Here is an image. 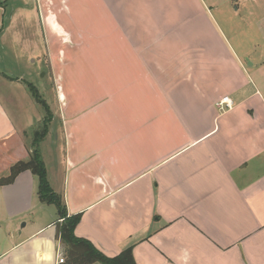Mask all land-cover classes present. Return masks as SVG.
<instances>
[{"label": "crops", "instance_id": "1", "mask_svg": "<svg viewBox=\"0 0 264 264\" xmlns=\"http://www.w3.org/2000/svg\"><path fill=\"white\" fill-rule=\"evenodd\" d=\"M16 1L8 23L38 18L56 74L38 148L67 214L81 216L74 235L109 258L132 247L136 264H264V0ZM67 51L107 64L53 68L51 55L64 61ZM29 95L26 116L21 100L12 109L2 97L0 179L30 159L28 133L44 115ZM223 97L232 107L220 112ZM25 117L16 131L13 119L21 126ZM18 186L37 196L29 171L0 193ZM26 210L0 217L9 227ZM53 214L46 222L39 215L40 227L31 221L0 262L57 264L58 247L48 259L47 239L29 241L46 229L57 234Z\"/></svg>", "mask_w": 264, "mask_h": 264}, {"label": "rangeland", "instance_id": "2", "mask_svg": "<svg viewBox=\"0 0 264 264\" xmlns=\"http://www.w3.org/2000/svg\"><path fill=\"white\" fill-rule=\"evenodd\" d=\"M20 3L16 0H7L6 7H5V14L4 20L2 23V31L5 34V37L2 38L0 41V84H4L7 86L5 88L4 95L2 96L5 100L7 97L11 99L10 108L18 109V104L14 106L13 98L19 99L22 101V116L32 115L34 109L28 108L25 103L32 101L30 97V91L26 88L28 85L32 84L33 87L37 90L39 95L41 96L42 100H45L47 103V90H48V83L53 80H56V74L51 71V66H49V61L47 58V52L45 47V40L43 37V33L41 31V27L39 25L38 18H34V15L31 14L30 16H26L25 23L24 17L16 19L12 23H8V19L12 16V13L16 11L15 9L19 7ZM1 39V34H0ZM64 61L62 58L58 56H54L53 54L50 57V64H53V68L62 70L64 65H68L70 61H73V64L76 62L78 65L85 64L88 65H105L107 64V60H104L102 63L100 58H95V62H91V60L87 57L77 58L76 56H72L67 52ZM89 60V61H88ZM64 62V63H63ZM53 70V69H52ZM53 75V77H52ZM105 79L109 81L110 77L105 76ZM18 80V81H17ZM1 86V85H0ZM105 87L106 85H102ZM8 87L10 88L8 90ZM103 94L107 92V95L110 94L109 86L107 88H102ZM2 89L0 88V93ZM2 97L0 98V106L6 108L7 102L4 103ZM38 113L41 117L44 115V110L40 105H37ZM14 115L11 113V116ZM44 117V116H43ZM18 119H13V123L15 124L16 131L20 129V127L26 128L25 122L29 121L28 117L22 119L21 126L17 125ZM41 126V125H40ZM39 126V127H40ZM38 129V128H37ZM25 141V140H24ZM33 142V132L28 133L27 143L29 147H31V143ZM0 160L4 157V155L0 152ZM0 177L5 173L6 168H3L0 162ZM26 186H18V189L6 190L0 193V199L2 198V206H0V210H6L8 213H13L17 210L27 209L28 212H25L24 216H16L13 218L12 225L7 227L6 221L8 220L7 217L1 216L0 217V251H6L12 246L23 241L24 237H26L27 233L32 230L31 228V221H34V224L40 227L42 225L41 222L51 221L50 215H54L55 207L51 205H42L38 199V197L34 194L29 196L27 194L29 189L25 191ZM22 194V195H21ZM21 195L18 200H14L17 196ZM27 195V198L22 199ZM17 202V204L14 203ZM4 203V206H3ZM34 205V206H33ZM41 205V206H40ZM43 208V209H40ZM26 210V211H27ZM41 210V211H39ZM3 215H5L3 213ZM42 215L41 222L38 223V217ZM55 219V218H54ZM27 223L26 229L21 231V226ZM21 232V235L19 233ZM48 240V245L51 244L53 246V252H50L47 255L48 259L54 258V250H60L64 258L63 264H68V254H66V247L60 241L58 237V233L56 234L55 228L46 229L42 231V233L38 234L33 240H29L30 242H42ZM43 243V242H42ZM41 243V244H42ZM29 247V242L26 244V248ZM16 252H13L7 256L6 259L11 258L15 255ZM5 259H2L0 264H3ZM98 264V263H95Z\"/></svg>", "mask_w": 264, "mask_h": 264}, {"label": "trees", "instance_id": "3", "mask_svg": "<svg viewBox=\"0 0 264 264\" xmlns=\"http://www.w3.org/2000/svg\"><path fill=\"white\" fill-rule=\"evenodd\" d=\"M28 89L34 100L43 108L44 117L41 126L33 132L29 161L15 164L10 169L9 176L0 179V187L13 183L16 177L25 171H29L37 178V197L40 203L56 208L58 220L60 221L56 224V230L60 241L67 249L68 264H136L132 254V247H128L117 256L109 258L99 252L89 241L77 238L74 235L75 227L80 222L81 216H69L67 214L62 197L53 191L48 182L46 167L38 148L39 143L43 141L47 134L51 112L33 85L29 84Z\"/></svg>", "mask_w": 264, "mask_h": 264}, {"label": "built area", "instance_id": "4", "mask_svg": "<svg viewBox=\"0 0 264 264\" xmlns=\"http://www.w3.org/2000/svg\"><path fill=\"white\" fill-rule=\"evenodd\" d=\"M215 107H216V109L218 111L225 112V111L231 109L232 104H231V102L229 101V99L227 97H223L220 100H218L217 102H215ZM63 263H64V258L60 254V252H58V255H57V264H63Z\"/></svg>", "mask_w": 264, "mask_h": 264}]
</instances>
